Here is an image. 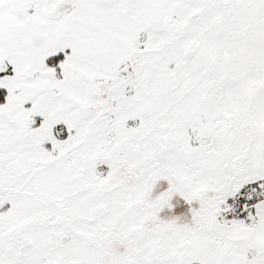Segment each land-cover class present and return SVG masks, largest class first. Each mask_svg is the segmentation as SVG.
<instances>
[{
	"label": "snow or ice",
	"instance_id": "obj_1",
	"mask_svg": "<svg viewBox=\"0 0 264 264\" xmlns=\"http://www.w3.org/2000/svg\"><path fill=\"white\" fill-rule=\"evenodd\" d=\"M0 264H264V0H0Z\"/></svg>",
	"mask_w": 264,
	"mask_h": 264
}]
</instances>
